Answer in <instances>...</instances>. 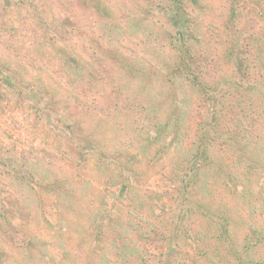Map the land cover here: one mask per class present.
<instances>
[{
	"label": "rangeland",
	"instance_id": "374dc122",
	"mask_svg": "<svg viewBox=\"0 0 264 264\" xmlns=\"http://www.w3.org/2000/svg\"><path fill=\"white\" fill-rule=\"evenodd\" d=\"M168 1L0 0V264H264V90L200 155ZM181 3L194 66L263 86L264 0Z\"/></svg>",
	"mask_w": 264,
	"mask_h": 264
},
{
	"label": "trees",
	"instance_id": "16d2710c",
	"mask_svg": "<svg viewBox=\"0 0 264 264\" xmlns=\"http://www.w3.org/2000/svg\"><path fill=\"white\" fill-rule=\"evenodd\" d=\"M181 2H183V0H179V3L176 4V8L174 6V1L170 0L167 2L181 20L180 24H178L180 26V30L178 29V31L179 33L181 32L180 44L175 45L178 60L171 68L170 73L175 74L174 76L177 77V80L175 78L172 79L175 92L179 90V83L182 81L180 78L183 76V81H188L192 90H195L201 94L204 93V95L207 94L208 97L215 100L217 104L215 105L214 111L212 113L210 124L208 126L209 129L205 134L200 136L203 150L201 149V151L198 149V152L200 155H202L204 151L203 155L205 156V159H207L210 157L209 147L213 139H223V141L229 145L239 144V142H236V139L238 138L236 132L229 129V127L236 125L234 127L235 129L238 125L235 123V121L238 120L236 118L235 111L239 105L246 111H250L251 108H254L253 105L256 93L264 90V85H260V81H263V77L260 76L261 79L256 80L252 78V74L250 73L248 76L246 75V77L243 76L242 78L239 75V70H242L245 66H242V63L238 58V54L235 53V48L233 47L231 48V54H234L237 57L235 60L233 59L236 63V68L235 72H233L230 76L221 75L218 76V78H215L209 74V72H206L203 67H199V65L198 67H195L194 63L197 65L196 51H199L195 48V40H199V36L194 34L193 29L189 30L191 27V22L187 21V19L190 20L191 15L187 13V8H185ZM94 6L99 12L103 10L102 6L99 4V2H97V0H94ZM258 55H260V58L263 60L264 47L260 48ZM261 62L264 65V60ZM252 67H254V65H251V67L249 66L250 72ZM237 76H240V80L237 78ZM226 108H228L227 114H225ZM175 113L178 115L174 128V132L176 133L179 129L181 120L179 117V113L181 114L179 107L176 108ZM246 116H248V114ZM226 240L232 243L230 238H226ZM231 249L234 251V248ZM243 252L244 251H234V254L238 258L237 264H253V259H247L246 257H243Z\"/></svg>",
	"mask_w": 264,
	"mask_h": 264
}]
</instances>
